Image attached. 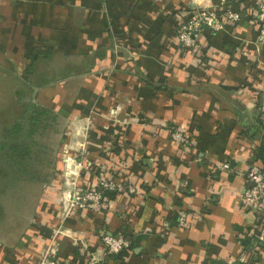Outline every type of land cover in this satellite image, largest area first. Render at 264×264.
<instances>
[{"label":"crops","instance_id":"crops-1","mask_svg":"<svg viewBox=\"0 0 264 264\" xmlns=\"http://www.w3.org/2000/svg\"><path fill=\"white\" fill-rule=\"evenodd\" d=\"M191 1L0 0V82L19 83L0 119V264H37L57 230V258L72 264H264V241L246 259L240 242L254 235L240 198L246 172L264 164V0H231L241 18L204 29L197 56L174 28ZM34 47L52 53L27 76ZM33 107L71 125L53 145L66 158L53 163L71 165L82 146L76 160L120 171L137 191L116 190L103 214L62 215L63 181L24 168L36 145L26 126ZM179 206L192 212L184 228L170 220ZM124 223L144 235L138 246L88 263L101 254L98 231Z\"/></svg>","mask_w":264,"mask_h":264},{"label":"built area","instance_id":"built-area-1","mask_svg":"<svg viewBox=\"0 0 264 264\" xmlns=\"http://www.w3.org/2000/svg\"><path fill=\"white\" fill-rule=\"evenodd\" d=\"M223 0H220L222 3ZM216 3L213 0H192L191 6L186 8V17L177 28L178 44L185 49H195L199 46L200 35L204 29L219 31L224 28L226 22L238 21L241 14L238 11L227 9L221 13L216 11ZM264 96V94H263ZM259 119L264 127V97L258 107ZM172 140L187 147L190 144L189 138L181 131L171 132ZM219 168H228V164L218 165ZM248 186L240 192L242 205L254 216V236L255 244L249 249H243V259L247 254L255 251L257 243L264 241V166L257 163L250 164L246 172ZM126 189L128 192L135 193L137 188L131 182H125L120 177H115L105 167H101L95 176L93 185L68 189L61 198L63 206L62 215H67L77 208L86 209L94 213H102L109 208V200L104 197L103 191H116ZM176 225L186 227L192 212L186 207L176 208ZM60 230L54 231L52 238L48 241L43 251L37 257V264H72L57 258L59 251L56 245V236L61 234ZM98 238L101 243L100 253H92L88 263L103 259L108 254L117 253L124 248L130 247L129 237L123 233H109L104 229L98 231Z\"/></svg>","mask_w":264,"mask_h":264},{"label":"rangeland","instance_id":"rangeland-1","mask_svg":"<svg viewBox=\"0 0 264 264\" xmlns=\"http://www.w3.org/2000/svg\"><path fill=\"white\" fill-rule=\"evenodd\" d=\"M17 88L19 85L18 81L11 80V82H0V119L2 117V113H4V110L11 105V101L8 100V91H12L14 89L13 87ZM28 118H31L30 114H27ZM27 118V119H28ZM41 121L39 122V126L35 127L34 133L31 136V139H35L34 141L36 143L35 146L26 154V158H30L31 160H27L26 166L24 168L27 169V172H37L42 175L43 179H47L46 183L50 184L51 179H53L54 176H58L59 181H63V184L61 185V192L64 193L68 189H71L74 187L75 189L78 187H83L87 181L85 180V174L89 171V165L88 163L81 162L76 160V158L85 157V149L80 146L75 152L73 153L72 157L74 159V162L72 161L71 165H66L65 162H59V163H53L54 157H59L60 153L59 149L55 151V147L53 145L58 144L59 141L64 139V133L66 132V129L70 133L71 129L69 127L71 126L70 123L67 121L65 122L62 118H54L51 116L50 113L47 115H41L40 116ZM93 123L92 119L87 120V123L83 124L82 126L84 128H88ZM95 126V122L93 124ZM74 127V126H73ZM86 131V130H85ZM86 135V133H84ZM69 135H72L69 134ZM30 142V141H29ZM27 151V150H26ZM63 151V150H62ZM66 150L62 153L66 154ZM61 158H66L63 155L60 156ZM36 163L33 164V163ZM92 172H89V175ZM67 179V185L64 183V180ZM90 179V178H89ZM86 181V182H85ZM67 189V190H66ZM63 195V194H62ZM62 198V197H61Z\"/></svg>","mask_w":264,"mask_h":264},{"label":"trees","instance_id":"trees-1","mask_svg":"<svg viewBox=\"0 0 264 264\" xmlns=\"http://www.w3.org/2000/svg\"><path fill=\"white\" fill-rule=\"evenodd\" d=\"M215 1H216L215 3L217 4L216 5V11L218 13H221V12L227 10V9L236 10V9L232 8V6L230 4L231 0H223L222 3H220V0L219 1L215 0ZM185 17H186V15H185ZM178 26L177 25H176V27L174 26V28H176V30L174 29L176 35H177ZM182 49L188 51L191 54H194L195 56H197V48H195V49L182 48ZM51 53H52L51 50L48 49V48L34 47V49L25 56L26 61L24 62L23 67L21 69L23 74H25L27 76L32 74V72L34 70V65L36 64V60L38 58L48 59V58H50ZM49 112H50L49 109H47L45 107H35V108L33 107V110L31 111V118H28L27 122H26V124H27L26 126L30 128L29 129L30 132L27 135L28 137L30 136V134L33 133V131L35 130V127L39 126L38 124L41 121L40 116L41 115H47ZM16 126H18V124H16ZM262 151L263 150H261L260 158L264 162V154H262L263 153ZM89 166L90 167L88 168L89 169L88 172L91 171L92 172L91 173L92 177L95 178V176L97 175V173L99 172V169H101V167H99L97 165H94L92 163ZM263 166H264V164H263ZM105 169L109 170V173H111L115 177H118V173L120 172V171L114 170L112 168H105ZM123 175H125V174L123 173ZM93 184H94V182H92L91 184H88V182H87V183H85L83 185V187H87V186H90V185H93ZM115 194H116V191H110V190H104L103 191L104 197L107 198V200H109V201H110V199L115 197ZM177 202H178V204L180 203L179 200ZM176 216L177 215H176V212H175L171 216V219H170L174 223L176 222ZM126 228H127V223H124L122 225V229H120V231H118V232H123L129 237V239H130V247L129 248H124V249L120 250L117 253L108 254V255H106V257L112 256L113 258H119L121 256L127 255L129 250L133 251L138 246L139 241H141V238H143L144 235H142L140 233H135V234L128 233V230ZM256 241H257L256 237L254 235H252V234L251 235H247V236H245V237L240 239L241 245L243 246L244 250H247V249L249 250V247L251 248L255 244ZM80 264H83V263H80Z\"/></svg>","mask_w":264,"mask_h":264}]
</instances>
